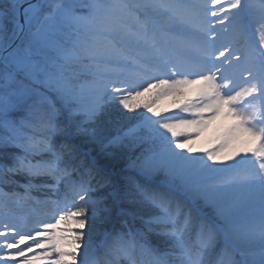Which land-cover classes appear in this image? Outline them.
Wrapping results in <instances>:
<instances>
[{"label": "snow or ice", "instance_id": "obj_1", "mask_svg": "<svg viewBox=\"0 0 264 264\" xmlns=\"http://www.w3.org/2000/svg\"><path fill=\"white\" fill-rule=\"evenodd\" d=\"M5 208L0 264H264V0H0Z\"/></svg>", "mask_w": 264, "mask_h": 264}, {"label": "bare ground", "instance_id": "obj_2", "mask_svg": "<svg viewBox=\"0 0 264 264\" xmlns=\"http://www.w3.org/2000/svg\"><path fill=\"white\" fill-rule=\"evenodd\" d=\"M258 27V26H257ZM254 39L259 40V35L255 34ZM170 100H159L156 104V107L159 109H169ZM207 115V114H206ZM236 121L222 113L218 115L215 119L211 120L206 127H204L200 134L196 136L193 140L189 142L190 147L195 150V154L202 155L205 150H211L216 148L218 144L221 142V138L227 129L232 126ZM238 142H230L224 149L220 150L218 155L222 158L232 155L237 148L241 147ZM240 157H236L239 159ZM235 163V160H224L223 163L217 161L213 166L217 168H223L226 164ZM257 189V192H256ZM251 190L250 195L254 198L255 204L258 208L260 201V191L258 188ZM37 213L42 212V207L40 205H36L34 209ZM9 209H0V222L6 223L7 220L4 219L5 215L8 213ZM11 211L17 215L23 214L27 211V209L21 206H12ZM2 225H0V231H3ZM31 255V253H29Z\"/></svg>", "mask_w": 264, "mask_h": 264}, {"label": "rangeland", "instance_id": "obj_3", "mask_svg": "<svg viewBox=\"0 0 264 264\" xmlns=\"http://www.w3.org/2000/svg\"><path fill=\"white\" fill-rule=\"evenodd\" d=\"M192 98H194V96L193 95H189L188 97H187V99H192ZM162 100L164 99V100H170V106H169V110H173V111H178V109L177 108H175V105L177 104V103H180V102H182L181 101V98H177V97H163V98H161ZM160 99V100H161ZM159 102V100L156 102V104ZM181 115H187V114H184V113H181ZM178 131H183V130H185V129H183V128H178L177 129ZM94 147H96L95 145H91V144H88V143H86V142H82V150H84V151H89V150H91L92 151V153L93 154H95L94 153ZM96 152H99V148H98V150L96 149ZM118 160V162L117 163H121V162H124L122 159H115V161L113 160V162H115L116 163V161ZM118 165V164H117ZM125 167V164L123 165V166H120L116 171H120V170H122L123 168ZM16 179H18V180H21L22 181V178L21 177H17ZM12 188H13V186H5L4 187V190L3 191H5V192H9V191H11L12 190ZM16 191H19V192H22L23 190L22 189H19V188H17V189H15ZM256 192H257V189H256ZM34 196L37 198V199H42V197L39 195V194H36V193H34ZM107 225L108 224H104V225H101V227L102 228H105V227H107Z\"/></svg>", "mask_w": 264, "mask_h": 264}, {"label": "trees", "instance_id": "obj_4", "mask_svg": "<svg viewBox=\"0 0 264 264\" xmlns=\"http://www.w3.org/2000/svg\"><path fill=\"white\" fill-rule=\"evenodd\" d=\"M84 143V142H83ZM94 153L96 154L97 152H96V149L98 150V147L96 146V147H94ZM6 151H13L12 149H7ZM115 161V160H114ZM118 162V160L116 161V163L115 162H113L115 165H116V170L120 167V166H123L124 164H125V162H121V163H117ZM118 164V165H117ZM115 221H113V223H114ZM97 227L98 228H100V229H103L102 227H101V225H97ZM111 227H112V223H108V225H107V227H105V228H108V229H111Z\"/></svg>", "mask_w": 264, "mask_h": 264}]
</instances>
